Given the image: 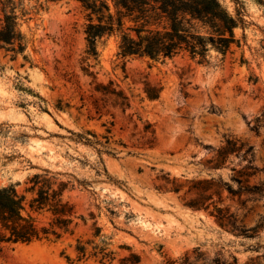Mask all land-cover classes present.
<instances>
[{
  "label": "rangeland",
  "instance_id": "1",
  "mask_svg": "<svg viewBox=\"0 0 264 264\" xmlns=\"http://www.w3.org/2000/svg\"><path fill=\"white\" fill-rule=\"evenodd\" d=\"M242 1L237 42L199 63L122 57L115 37L89 53L81 2L25 0L23 51L0 50V189L17 201L0 264H264V6ZM228 138L256 169L217 166Z\"/></svg>",
  "mask_w": 264,
  "mask_h": 264
},
{
  "label": "trees",
  "instance_id": "2",
  "mask_svg": "<svg viewBox=\"0 0 264 264\" xmlns=\"http://www.w3.org/2000/svg\"><path fill=\"white\" fill-rule=\"evenodd\" d=\"M59 1V0H53ZM89 12L87 26L89 53H96L97 43L111 37L117 40L118 55L149 57L165 61L181 53H189L199 63L210 62V51L221 54L220 61L237 42L235 29L247 23L242 0H233L232 14L220 0H78ZM264 6V0H253ZM3 24L0 28V50L23 51L21 20L29 13L25 0H0ZM129 23V24H127ZM241 154L252 165L253 146L228 138L217 150V166L230 154ZM237 188L226 184L232 194L259 190L240 179ZM12 188L0 189V208L14 212L17 206Z\"/></svg>",
  "mask_w": 264,
  "mask_h": 264
}]
</instances>
